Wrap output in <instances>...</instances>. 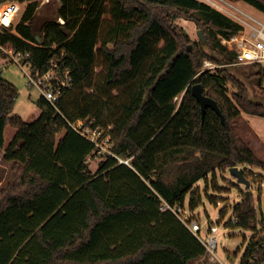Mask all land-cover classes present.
Masks as SVG:
<instances>
[{"label":"trees","instance_id":"obj_1","mask_svg":"<svg viewBox=\"0 0 264 264\" xmlns=\"http://www.w3.org/2000/svg\"><path fill=\"white\" fill-rule=\"evenodd\" d=\"M19 1L26 10L13 30L0 28V44L30 52L35 71L61 58L73 84L56 105L41 95V113L28 122L9 117L18 89L0 67L1 148L8 117L18 127L3 153L15 177L0 189V264H190L204 255L188 226L160 210V195L184 204L194 184L218 169L264 168L234 123L241 110L264 116V101L251 99L231 75L203 70L206 58L234 60L217 36L241 24L200 0H59L54 16L40 23V0ZM244 1L264 13V0ZM177 18L203 29L206 45L176 26ZM252 66L264 78V69ZM227 79L237 86L233 96ZM195 83L217 101L226 124L212 107L203 116ZM80 118L111 135L115 155L104 154L95 173V144L70 125ZM258 214L249 194L231 224L251 227ZM255 237L240 264L264 254Z\"/></svg>","mask_w":264,"mask_h":264},{"label":"rangeland","instance_id":"obj_2","mask_svg":"<svg viewBox=\"0 0 264 264\" xmlns=\"http://www.w3.org/2000/svg\"><path fill=\"white\" fill-rule=\"evenodd\" d=\"M200 1L221 10L238 23L240 22L235 15L241 16V14L234 6L264 21V13L244 0ZM59 4V0H40L36 15L37 21L41 23L43 20L53 17ZM26 7L27 2H23L22 10L17 15L12 26L9 27L10 30H13L15 25L21 20ZM59 20L61 21V18ZM175 23L176 26L182 27L193 41H200L198 32L201 28L194 21L177 18ZM222 36H217L219 41ZM214 39L216 40V38ZM192 47L193 44L190 43L189 48L192 49ZM207 59L217 64L216 68L209 71L220 74L222 78H224L225 73L231 75V77L236 78L244 86L251 99L264 101V78H259L256 68L252 65H222L211 58H206L205 60ZM0 67L2 68V76L13 83L18 89V94L9 117L17 115L21 116L24 121H34L41 113V108L37 103L38 98L41 96L40 92L36 88L28 86L23 69L16 63L11 62L1 50ZM203 70L207 69L203 66ZM223 84L227 88L229 96H233V93L237 90L236 84L231 79H227ZM182 98L183 94L178 99H175L178 106ZM14 121L10 119L6 127L5 143L7 146H9L17 131ZM234 123L238 133L251 144L256 155L264 160V116L241 110L240 115ZM60 136L61 134L58 135V138ZM4 150L0 148V189L6 188L14 181L15 177L14 163L13 161L4 159ZM102 157L98 154L90 156L89 166L93 173L96 172ZM239 167L243 168L246 176L251 180V186L248 188L249 194L253 195L256 208L259 210L258 215H260L261 208L264 210V168L251 164L240 165ZM246 192V185L232 175L229 169H218L215 174L210 173L208 179L202 178L188 191L184 207L188 215L202 225V236L206 237L209 234L210 225L216 224L219 227V231L215 233V236L218 238L215 254L213 256L207 255L205 258L203 257L199 260H193L191 264H240L242 262L252 240L256 236L257 229L261 228L260 224H258L257 229L253 226L241 227L231 224V219L235 215V208L242 202L243 197L247 196ZM193 195H196L198 198V201L194 205L191 203ZM224 211L226 212L224 213ZM214 257L217 261L214 260ZM208 261L211 263H208Z\"/></svg>","mask_w":264,"mask_h":264},{"label":"built area","instance_id":"obj_3","mask_svg":"<svg viewBox=\"0 0 264 264\" xmlns=\"http://www.w3.org/2000/svg\"><path fill=\"white\" fill-rule=\"evenodd\" d=\"M234 8L241 14V16H235L242 27L230 36L221 37V44L228 51L234 53V60L222 65H258L264 69V21L236 6ZM21 10L22 2L19 0L0 2V28L12 26ZM61 21L65 23L62 18ZM0 50L7 55L11 62L16 63L23 69L28 86L36 88L53 105H56L62 94L72 87V71L65 66L61 58L58 60L52 59L49 62L48 69L40 72L34 70L33 64L29 59L30 52H22L14 47L2 44H0ZM204 67L210 70L216 68L217 64L207 59L204 61ZM179 97L180 95L176 96L175 99ZM93 122L94 120L90 118H80L75 122H70V125L95 144L97 148L96 154L100 156L104 154L115 155L112 151L111 135L106 133V130L101 126L93 127ZM120 161L130 163L129 159L120 158ZM160 198V210L163 212H173L203 242L206 252L214 255L218 244V238L215 236V233L219 231L218 225H210L209 234L203 237L201 234L202 225L188 215L184 204L171 203L161 195ZM239 220L237 215H234L231 219L233 223H238ZM251 224L256 229L258 228V224H260L261 228L257 229L255 242H258L256 244L257 250H264V210L262 208L258 219L256 221L253 220ZM249 262L250 264H264V254L259 256L258 253H253Z\"/></svg>","mask_w":264,"mask_h":264},{"label":"water","instance_id":"obj_4","mask_svg":"<svg viewBox=\"0 0 264 264\" xmlns=\"http://www.w3.org/2000/svg\"><path fill=\"white\" fill-rule=\"evenodd\" d=\"M198 34L200 36L202 43L204 45H206V37L204 34V30L200 29ZM37 39L40 40L39 35L37 36ZM191 90H192V94L197 98L198 102L201 105L203 116L205 114L206 109L208 107H212L219 114L223 124H226V118H225L222 110L220 109L217 101L215 99H213L212 97H210L209 95H206L204 93L202 85L200 83L193 84ZM229 171L232 175L237 177V179L240 182H242L246 185V190H247L246 195L248 196V194H249L248 188L251 186V180L246 176V173L243 170V168H241L239 166H232L229 168Z\"/></svg>","mask_w":264,"mask_h":264},{"label":"crops","instance_id":"obj_5","mask_svg":"<svg viewBox=\"0 0 264 264\" xmlns=\"http://www.w3.org/2000/svg\"><path fill=\"white\" fill-rule=\"evenodd\" d=\"M8 121H9V117H8ZM7 125H8V123H7ZM7 127V126H6ZM17 129H18V127H17ZM17 132V131H16ZM61 137V136H60ZM7 147V145H6V143H5V147L3 148V149H5ZM1 148V147H0ZM207 255H209V256H213V255H211V254H208L207 252L204 254V255H202V256H200V257H198V258H195V259H192L191 261H190V264H191V262L193 261V260H199V259H201V258H205V256H207ZM214 260H216L215 259V257H214ZM217 261V260H216ZM208 263H211L210 261H208Z\"/></svg>","mask_w":264,"mask_h":264}]
</instances>
